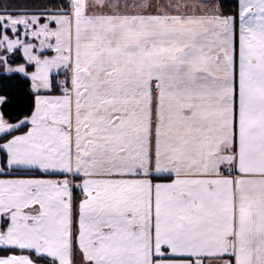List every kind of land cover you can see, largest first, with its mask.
<instances>
[{
  "label": "snow or ice",
  "instance_id": "obj_1",
  "mask_svg": "<svg viewBox=\"0 0 264 264\" xmlns=\"http://www.w3.org/2000/svg\"><path fill=\"white\" fill-rule=\"evenodd\" d=\"M0 264H264V0H0Z\"/></svg>",
  "mask_w": 264,
  "mask_h": 264
}]
</instances>
